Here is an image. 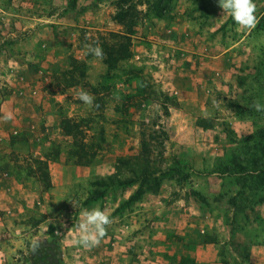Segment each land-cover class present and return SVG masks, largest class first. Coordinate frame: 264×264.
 <instances>
[{
	"label": "rangeland",
	"instance_id": "obj_1",
	"mask_svg": "<svg viewBox=\"0 0 264 264\" xmlns=\"http://www.w3.org/2000/svg\"><path fill=\"white\" fill-rule=\"evenodd\" d=\"M254 2L247 32L219 0H0V117L14 114L0 121V264H195L205 245L213 264H264V247L252 260L264 246V113L251 107L264 104V0ZM129 45L114 60L109 47ZM50 160L101 170L57 196ZM97 205L113 221L106 237L72 246L80 211Z\"/></svg>",
	"mask_w": 264,
	"mask_h": 264
},
{
	"label": "clouds",
	"instance_id": "obj_2",
	"mask_svg": "<svg viewBox=\"0 0 264 264\" xmlns=\"http://www.w3.org/2000/svg\"><path fill=\"white\" fill-rule=\"evenodd\" d=\"M219 7L224 14L229 15L238 30L251 32L258 23L257 5L254 0H219ZM86 54H90L98 59L104 58L103 49L98 45L87 44ZM76 98L89 108L94 106L95 97L88 91L81 88ZM98 107V105H95ZM251 107L259 113H264V104L259 99L254 100ZM14 119L12 111H7L0 117V121L8 122ZM112 218L107 210H102L98 205L91 209H83L79 213V220L73 226L74 234L71 237V244L74 247L82 248L84 250H91L98 247L107 235V229L112 224ZM38 238L31 241V251L36 252L40 246Z\"/></svg>",
	"mask_w": 264,
	"mask_h": 264
},
{
	"label": "crops",
	"instance_id": "obj_3",
	"mask_svg": "<svg viewBox=\"0 0 264 264\" xmlns=\"http://www.w3.org/2000/svg\"><path fill=\"white\" fill-rule=\"evenodd\" d=\"M34 5H37V3ZM43 6L45 7L46 5L44 4ZM37 19L46 20L48 18L44 16L43 19L42 17L39 16ZM4 162L5 160L2 161L1 163L3 164ZM48 163H49L48 171L50 176L49 179L51 182L50 192H52V194H55L57 196L59 195L62 196L66 194V192L70 187L69 184L70 182H72V180L73 182L92 180L95 177H97V175L95 174L98 173V170H101V166L97 167L95 164H91L90 166H78L77 164H69L68 162L65 163L62 160H50ZM2 169H5V167ZM9 173H5V170L1 172L2 181H7V179H11V175ZM2 191L5 192L6 187L0 184V193ZM0 207H1V203H0ZM0 211H2L1 208ZM5 227H6L5 220L2 221L0 217V230L1 228L5 229ZM263 247L264 246H261V244L254 246L252 250V260L257 261L263 258V256H261ZM1 254H3L2 251H0V258H1ZM193 258L195 264H213L214 257H213L212 245L198 246L194 251Z\"/></svg>",
	"mask_w": 264,
	"mask_h": 264
},
{
	"label": "trees",
	"instance_id": "obj_4",
	"mask_svg": "<svg viewBox=\"0 0 264 264\" xmlns=\"http://www.w3.org/2000/svg\"><path fill=\"white\" fill-rule=\"evenodd\" d=\"M109 47V46H107ZM121 47V46H120ZM109 48H111L113 51H118V58L117 59H114V60H119V59H123V58H128V57H131V51H130V45L127 46V48L125 50H119L117 49L116 47L114 46H110ZM112 60V61H114ZM111 61L107 60L106 59V63L110 64Z\"/></svg>",
	"mask_w": 264,
	"mask_h": 264
}]
</instances>
